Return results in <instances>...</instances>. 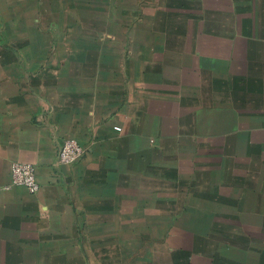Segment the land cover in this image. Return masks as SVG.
<instances>
[{
	"label": "crops",
	"instance_id": "crops-1",
	"mask_svg": "<svg viewBox=\"0 0 264 264\" xmlns=\"http://www.w3.org/2000/svg\"><path fill=\"white\" fill-rule=\"evenodd\" d=\"M0 264H264V0H0Z\"/></svg>",
	"mask_w": 264,
	"mask_h": 264
},
{
	"label": "built area",
	"instance_id": "built-area-1",
	"mask_svg": "<svg viewBox=\"0 0 264 264\" xmlns=\"http://www.w3.org/2000/svg\"><path fill=\"white\" fill-rule=\"evenodd\" d=\"M84 151V147L78 141L66 138L58 147L56 160L61 164H72L83 156ZM10 174L12 184L23 186L31 193L38 190L39 184L33 164L15 161L11 163Z\"/></svg>",
	"mask_w": 264,
	"mask_h": 264
}]
</instances>
